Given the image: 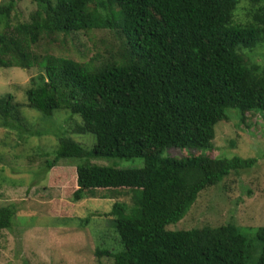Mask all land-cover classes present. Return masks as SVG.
Masks as SVG:
<instances>
[{
  "label": "trees",
  "instance_id": "1",
  "mask_svg": "<svg viewBox=\"0 0 264 264\" xmlns=\"http://www.w3.org/2000/svg\"><path fill=\"white\" fill-rule=\"evenodd\" d=\"M22 1L0 0V68L38 71L22 106L12 93L0 96V127L20 132L23 108L43 120L78 118L70 129L57 125V147L44 167L74 163V204L113 201L104 217L113 218L121 250L97 247L95 254L111 264H249L253 257L264 264V226L249 235L230 220L166 230L206 189L257 163L240 150L250 139L238 130L224 146L216 142L219 123L233 114L240 124L248 113L264 115V65L243 55L264 45V0H30L35 10L19 21ZM97 29L116 32L122 50L115 59L94 52L81 61L89 50H75L72 41ZM42 39L48 47L37 53ZM229 109L238 113L228 119ZM61 133L91 134L92 147ZM171 149L188 156H164ZM11 158L23 165L19 155ZM110 159L142 166L117 168ZM15 214L13 204L0 207V229Z\"/></svg>",
  "mask_w": 264,
  "mask_h": 264
},
{
  "label": "rangeland",
  "instance_id": "2",
  "mask_svg": "<svg viewBox=\"0 0 264 264\" xmlns=\"http://www.w3.org/2000/svg\"><path fill=\"white\" fill-rule=\"evenodd\" d=\"M35 7L36 3L30 0L18 3L17 19H26ZM115 33L98 29L87 34L80 33L72 41V46L75 50H89L81 61H86L94 52L104 58L111 56L115 59L122 50L123 42ZM47 47L46 40L42 39L33 50L43 53ZM51 51L56 52V49L49 52ZM68 53L73 57L69 50ZM243 55L249 63L264 65V45L244 51ZM73 58L78 59L77 56ZM37 71L33 68L30 71L0 68V96L12 93L16 104H25V92ZM231 112L238 113L235 109L227 110L228 119ZM23 117L20 123L26 127H22L18 133L11 131L12 133L6 134L0 127V207L13 204L16 210L11 227L0 229V264H111L110 258L98 257L95 249L98 247L111 253L121 250L113 218L104 217L113 201L87 199L74 204L71 202L76 185L72 184L73 175L76 177L74 163L60 161L57 168L48 172L44 167L46 156L49 155L51 159L57 147V125L70 129L79 121L78 118L63 113L43 120L36 112L27 108H23ZM237 122L233 114L229 123L228 120L219 123L218 126L223 127L218 130L216 145L224 146V138L228 132L238 130L235 133L240 134V139H250L240 150L245 157L256 159L255 167L239 176L231 174L220 184L206 189L190 208L189 215L166 226V230H187L183 227L188 228L190 224L218 226L230 220L247 234H252L255 228L264 226V115L248 113L245 123ZM225 123L228 124L224 125ZM65 135L81 143L87 150L92 147L91 134ZM246 140L248 139H243ZM51 146H56L52 152ZM237 151L235 148L233 152ZM184 152L171 149L165 151L164 156L167 154L181 159L188 156ZM15 155L22 158L19 162L23 165L11 164L14 161L11 157ZM225 155L231 156L227 153L220 154ZM25 157H31L33 161ZM110 162L106 161L104 164L117 168L142 166L141 160L110 159ZM96 214H101L102 217L97 219ZM87 217L88 220H84ZM254 258L249 264H254Z\"/></svg>",
  "mask_w": 264,
  "mask_h": 264
}]
</instances>
